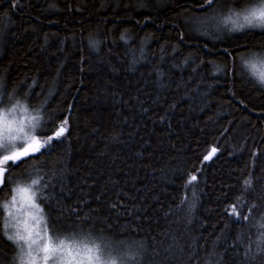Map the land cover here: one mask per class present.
I'll return each mask as SVG.
<instances>
[{"label":"trees","instance_id":"trees-1","mask_svg":"<svg viewBox=\"0 0 264 264\" xmlns=\"http://www.w3.org/2000/svg\"><path fill=\"white\" fill-rule=\"evenodd\" d=\"M202 3L0 0V99L38 112L40 140L67 121L7 163L0 234L39 175L49 228L123 241L129 264H264V84L246 66L264 28L201 22ZM18 255L0 239V264Z\"/></svg>","mask_w":264,"mask_h":264},{"label":"snow or ice","instance_id":"snow-or-ice-1","mask_svg":"<svg viewBox=\"0 0 264 264\" xmlns=\"http://www.w3.org/2000/svg\"><path fill=\"white\" fill-rule=\"evenodd\" d=\"M225 2L233 3L235 0H225ZM243 3L246 6L240 11L229 9V14L222 16L217 14L222 6L221 0H203L201 6L206 8L211 6L213 14L205 16L201 22H216L218 25H228L230 23L232 25L230 30L232 31L242 30L246 26L264 28V0H243ZM258 64L260 65L259 68ZM246 66L258 82L264 84V53L259 56L253 54L252 58L246 61ZM8 102L10 103V101ZM5 103V100L0 99V150L8 152V154L0 152V156H2L0 158V191L3 190L2 186L6 182L12 181V174L6 167L7 163L10 161L13 166L19 167V162L27 163L26 158L40 152L43 146L35 136H31L27 145L20 144L19 150H14L17 147L14 142L23 138L20 134L23 133L24 137L28 136L24 131V121L26 119H29V122L37 121L39 117L32 116L29 118L24 116L18 118V109L26 113L27 108L21 105L18 100L11 103L10 107H5ZM66 125L67 121L59 127V130L55 132V136H49L44 144L62 136L66 131ZM32 126L34 128L35 124ZM215 152L216 149L213 148L212 154ZM210 158L211 155L205 157V159ZM6 172L8 173L7 176L5 175ZM196 180V175H192L188 183L191 184ZM42 181L43 177L38 175L37 178L31 179L30 183L18 184L13 189L14 195H12L11 200L3 205L5 209H8L9 219L3 224L0 239L6 238V242L10 241L17 245H20V242L23 241L27 245L28 251L26 253H24L21 246V252L27 256V260L23 258V255L21 256V264H38V261L41 264H129V261L136 260V256H130L124 251L125 247L131 249V245H125L123 241L109 240L103 236L93 237L91 232L83 233L68 226L58 229L57 224L59 221L56 219L52 220L50 228L45 223L43 236L37 231L34 237L33 228L28 225L27 220L23 221V233L19 230L9 232L8 229L18 228L20 223V221H17L16 224L12 223L16 217L11 209L17 207V205L18 210L25 207L35 210L34 215L29 214L32 215L36 225H39L44 219L43 215H40L42 209L36 203V200L39 198L43 203L52 197L51 195L47 197L44 195V189L49 188L50 185ZM247 183L250 185L251 181ZM235 211L236 209L233 207V212ZM243 219L247 220L248 217L245 216ZM261 227L264 228V225H261ZM137 264H139V261H137Z\"/></svg>","mask_w":264,"mask_h":264},{"label":"rangeland","instance_id":"rangeland-1","mask_svg":"<svg viewBox=\"0 0 264 264\" xmlns=\"http://www.w3.org/2000/svg\"><path fill=\"white\" fill-rule=\"evenodd\" d=\"M246 27H252V26H246ZM257 66H258V68L260 67L259 64ZM24 116H27L29 118L32 117V116H38L39 117V114H38L37 111H29V110H27V112L24 113L23 111H21V110L18 109V111H17V117L18 118H22ZM40 123H41L40 117H39V119L37 121L29 122V119H26L24 121V131H25V133L28 134V136L27 137H24V134L21 133L20 135L23 138L14 142L16 144V146H17L16 149H14V150H19V145L20 144L27 145V143L30 142V137L31 136H35L41 142V144H43L45 142L44 140H40V138H38V135L36 134V131H38V129L40 128ZM33 124H35V127L34 128L32 126ZM44 145H46V144H44ZM0 152L6 153L7 151L0 150ZM12 195H14V192H13ZM11 197H10V199L6 203H8L11 200ZM36 203L39 204L37 202V200H36ZM40 208L42 209L41 206H40ZM11 210H12L13 214L16 217V219L13 220L12 223L13 224H16L17 221H20V223L18 225V228L8 229L9 232H14L16 230H19V231H21L23 233V231H24L23 221L27 220L28 225L33 228L34 237H35V232H37V231L40 232L41 236H43V229H44L45 223H47L46 216H45L43 210H42V213L40 215H43L44 219L40 222L39 225H36L35 220L32 219V215L29 214V213H31V214L34 215L35 214V210L34 209H29V208L25 207L23 209H19L18 210V205H17V207H13ZM8 219H9V217H8V209H6V221ZM61 238H63V237H61ZM40 242L42 243V241H40ZM21 246L24 249V253H26L28 251L27 245L23 241H21L20 242V245H18V249H19V255L18 256L19 257L17 259L16 264H21V256L23 255V253L21 252ZM33 255H35V253H33ZM23 258L25 260H27V256L26 255H23ZM38 264H41V262L38 261Z\"/></svg>","mask_w":264,"mask_h":264}]
</instances>
